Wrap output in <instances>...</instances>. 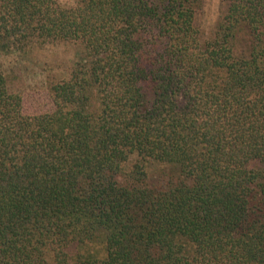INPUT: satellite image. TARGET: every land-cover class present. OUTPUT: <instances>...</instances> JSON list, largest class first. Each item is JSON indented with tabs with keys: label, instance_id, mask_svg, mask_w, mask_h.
Returning <instances> with one entry per match:
<instances>
[{
	"label": "trees",
	"instance_id": "trees-1",
	"mask_svg": "<svg viewBox=\"0 0 264 264\" xmlns=\"http://www.w3.org/2000/svg\"><path fill=\"white\" fill-rule=\"evenodd\" d=\"M205 1L0 0V59L78 52L33 115L0 63V264H264V0Z\"/></svg>",
	"mask_w": 264,
	"mask_h": 264
},
{
	"label": "rangeland",
	"instance_id": "rangeland-1",
	"mask_svg": "<svg viewBox=\"0 0 264 264\" xmlns=\"http://www.w3.org/2000/svg\"><path fill=\"white\" fill-rule=\"evenodd\" d=\"M64 8L76 7L81 0H58ZM227 4L222 0H206L198 13L196 24L204 40L213 36L216 25L226 10ZM240 41V42H239ZM247 40L237 42V54L247 52ZM77 50L72 45H50L38 49L27 56L18 54L0 59L8 74L14 91L24 98V112L29 115L51 112L54 103L48 91V81L54 77L67 78L76 61Z\"/></svg>",
	"mask_w": 264,
	"mask_h": 264
}]
</instances>
